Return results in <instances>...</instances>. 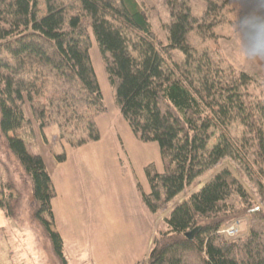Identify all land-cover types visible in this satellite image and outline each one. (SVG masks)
Masks as SVG:
<instances>
[{
  "label": "trees",
  "instance_id": "obj_1",
  "mask_svg": "<svg viewBox=\"0 0 264 264\" xmlns=\"http://www.w3.org/2000/svg\"><path fill=\"white\" fill-rule=\"evenodd\" d=\"M39 1L0 0V129L30 180L35 218L61 264L68 262L53 229V181L43 156L18 132L31 125L29 104L41 129L56 111L64 126L84 125L78 147L100 139L96 118L107 107L90 57L93 38L123 118L142 141L158 143L167 164L164 172L146 171L143 201L152 212L225 158L261 197L257 205L240 179L221 169L170 211L149 264H264V88L218 50L190 43L194 30L213 35L214 23L206 30L186 0H168L163 43L137 0H43V13ZM261 10V18L248 12L237 24L264 42V3ZM7 188L8 195L0 188V209L14 219L18 200L14 185ZM244 216L251 221L246 237H220L225 222Z\"/></svg>",
  "mask_w": 264,
  "mask_h": 264
},
{
  "label": "rangeland",
  "instance_id": "obj_2",
  "mask_svg": "<svg viewBox=\"0 0 264 264\" xmlns=\"http://www.w3.org/2000/svg\"><path fill=\"white\" fill-rule=\"evenodd\" d=\"M137 1L159 40L166 43V25L171 21L168 0ZM186 1L206 30L209 23H214L213 35L206 33L207 38H202L199 30H194L190 43L218 50L264 88V42L237 24L241 14L247 16L248 12L261 18L264 0ZM39 6L43 13V0ZM90 57L107 107L96 118L100 139L78 147L79 139L86 137L84 125L72 120L68 127L64 126L63 115L56 111L51 123L41 129L29 104L26 107L31 125L18 132L31 153L43 156L51 175L55 189L53 229L64 240L68 264H149L154 238L166 229L170 211L223 168H229L254 203L261 205L255 186L233 160L225 158L172 201L152 212L143 201V193L150 192L146 171L150 168L164 172L167 164L158 143L142 141L123 118L116 104L115 88L109 81L106 59L95 38ZM174 59H183L179 50L174 52ZM8 182L15 187L13 195L18 203L14 219L0 209V264H61L45 229L35 218L30 180L10 152L0 129V188L7 195L12 192L7 188ZM231 225L238 227L233 238L220 233ZM250 226V217H237L225 222L218 233L222 239L237 240L248 235Z\"/></svg>",
  "mask_w": 264,
  "mask_h": 264
},
{
  "label": "built area",
  "instance_id": "obj_3",
  "mask_svg": "<svg viewBox=\"0 0 264 264\" xmlns=\"http://www.w3.org/2000/svg\"><path fill=\"white\" fill-rule=\"evenodd\" d=\"M220 233L224 234V235L226 233V234H228L230 236L236 235L238 233V227L235 226V225H231L229 227L224 228V230H221Z\"/></svg>",
  "mask_w": 264,
  "mask_h": 264
},
{
  "label": "water",
  "instance_id": "obj_4",
  "mask_svg": "<svg viewBox=\"0 0 264 264\" xmlns=\"http://www.w3.org/2000/svg\"><path fill=\"white\" fill-rule=\"evenodd\" d=\"M194 233H195V231L192 232V233H190V234H189V237H193V236H194Z\"/></svg>",
  "mask_w": 264,
  "mask_h": 264
},
{
  "label": "bare ground",
  "instance_id": "obj_5",
  "mask_svg": "<svg viewBox=\"0 0 264 264\" xmlns=\"http://www.w3.org/2000/svg\"><path fill=\"white\" fill-rule=\"evenodd\" d=\"M192 233V232H191ZM226 234V233H225ZM228 235V234H227ZM230 236V235H229ZM235 235H232V236H230L231 238H233Z\"/></svg>",
  "mask_w": 264,
  "mask_h": 264
}]
</instances>
